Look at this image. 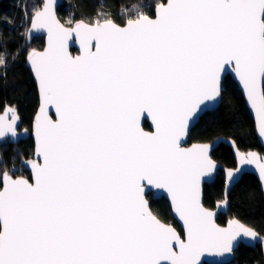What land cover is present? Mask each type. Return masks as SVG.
<instances>
[{
    "label": "snow or ice",
    "instance_id": "6c2138e0",
    "mask_svg": "<svg viewBox=\"0 0 264 264\" xmlns=\"http://www.w3.org/2000/svg\"><path fill=\"white\" fill-rule=\"evenodd\" d=\"M122 14L123 24L98 13L65 27L49 0L32 17L49 44L28 59L57 119L35 118L31 182L0 157V264H199L206 251L231 252L241 232L259 238L216 226L200 202L201 177L216 167L210 145L184 149L180 139L200 106L222 95L226 66L264 135V0H165L155 18L136 4ZM144 113L154 131L141 126ZM17 119L14 109L0 115V137L16 135ZM149 186L170 194L184 236L151 211Z\"/></svg>",
    "mask_w": 264,
    "mask_h": 264
},
{
    "label": "trees",
    "instance_id": "16d2710c",
    "mask_svg": "<svg viewBox=\"0 0 264 264\" xmlns=\"http://www.w3.org/2000/svg\"><path fill=\"white\" fill-rule=\"evenodd\" d=\"M165 0H64L57 13L64 24L84 20L93 22L98 13H108L117 23L123 24L127 18L122 9L141 6L150 16L156 4ZM42 0H2L0 1V57L6 64L0 65V112L6 106H21L32 88V80L26 66V55L30 49H41L43 37H35L30 45L25 44L23 28L31 16L41 7ZM146 9V10H145ZM28 25V24H27ZM73 51H75L73 49ZM18 109V108H17ZM23 123V119H22ZM148 129V123L144 122ZM232 138L240 150H257L263 153L254 131L253 120L246 108L244 99L230 76L224 79L222 99L217 109L205 113L190 130L188 142L211 141L215 137ZM33 154L31 137L16 143H0V157L15 176L29 177V171L21 164ZM211 157L220 164L235 166L230 146L220 143ZM223 174L219 171L211 184L203 187V204L213 208L216 201L223 199ZM151 211L162 221L172 223L180 232L165 198L153 200L148 193ZM229 206L224 214H219L217 222L224 224L228 218L236 217L254 228L264 237V198L259 183L253 174H244L228 194ZM228 264H264L260 244L254 247L240 244L235 250L233 260Z\"/></svg>",
    "mask_w": 264,
    "mask_h": 264
},
{
    "label": "water",
    "instance_id": "95a60500",
    "mask_svg": "<svg viewBox=\"0 0 264 264\" xmlns=\"http://www.w3.org/2000/svg\"><path fill=\"white\" fill-rule=\"evenodd\" d=\"M0 1H2V0H0ZM63 2H64V0H51V3L53 4V11L55 13L56 19L60 22V24H62L65 27H68L69 25L64 24L63 21L59 18L58 13H57L58 7L60 5H62ZM47 3H49V0H42L41 7L38 10L42 11L43 5H45ZM33 16H34V14L31 16L29 24H28L27 29H26V33H25L26 42L29 44V43H31V41L35 37H43L42 48L41 49H31L27 53L26 58H25L26 66L28 67V69L30 71L31 78L34 82V85H35V88L37 91V95H38V105H37V108L35 111L34 120L32 122L31 127L27 128L25 126H22V118H21V116L18 112V109L16 107L6 106L0 112V115H3L5 113L6 109H14L15 114L18 117L17 122H16V135L12 136L11 134H6L4 137H0V143L5 142L6 140L11 142V143H16L19 140H25L29 137H31L33 140L32 157L28 160H22V161H24V163H22V161H21V164L23 165V167H25L29 171V174H30V178H27L25 176H23V177L29 179L30 182H31V177H32V169H31V166L26 163V161L39 160L40 159L36 155L37 140H36L35 128H34L35 118L38 115L42 117L44 114H47L53 120L57 119V115H56L54 106L47 105L43 101L42 94L39 90L38 81L34 75V70L32 69L31 63L28 59L29 55L33 52V50H35L36 52H44L47 49L48 44H49L48 30L46 28H33L32 27V17ZM152 18H155V8H154V14H153ZM78 21H83L85 23H88L84 20H77L75 22H78ZM73 49L75 51H73ZM69 51L74 56L80 54L79 42L77 40L73 39L72 41H69ZM227 76H230L232 81L236 84L238 90L240 91V93L244 99L246 108H247V110H248V112H249V114L253 120V123H254L255 135L258 139L259 144L263 148V153H260L257 150H248V151L240 150L232 138H224V137H220V136L215 137L211 141L191 142V143L188 142V135H189L190 130L199 122L200 118L205 113L211 112V111L217 109V107L220 105L222 95L220 97H218L215 101L206 102L204 105H201L200 108L189 118V120L187 122V128L185 129V131L182 134L181 139H180V146H181V148H184V149H192L194 146H200V145H205V144L210 145L209 156L213 160V162L215 163L216 167H215V169H213V171L211 173L201 177V180H200V202L206 209H208L209 211H211L213 213L212 219H213V222L216 224V226L221 228V229L231 228L233 230H236L239 225H243L245 228H251V229L255 230L254 228L246 225L245 223H243L242 221H240L236 217L228 218L224 224H219L216 220L219 214H224L227 212L228 206H229L228 194H229L230 190L232 189V187H234V185L239 182V180L242 178V176L244 174H253L256 177V179L259 183V187L262 191L263 198H264V178H262L260 176V168L258 166L260 164H264V135H262L260 132V121H259V118L256 114L255 109H253L251 107V102L247 99L246 90L244 89L243 84L239 80L238 76H236L235 70H234V68H232V66H226L225 70L221 72L222 87H223L224 79ZM42 108L44 109L43 113L40 111ZM12 115H13V113L10 111L8 114L9 121L11 120ZM145 121L148 123V126H149L148 129L144 128V126H143ZM141 126L144 128L145 131H148V132L154 131V124L152 123L151 117H149L147 115V113H144L143 116L141 117ZM220 143H225L228 146H230L232 153H233V156H234V159H235V166H230V167L224 166V165L220 164L219 162L215 161L211 157L212 151L215 148H217ZM251 153L256 154L257 160L251 164H249V163H243L242 164L240 162L241 157H244L245 159H250ZM219 171H221L223 174V181H224V183H223V199L216 201L213 208H208L203 204V195H204L203 194V187L205 184H211L215 180L216 175ZM229 171L233 172V179L231 181L229 180V178L227 176V173ZM148 193L151 194V198L153 200H157L160 198L166 199V201L168 202V205L170 207L172 216H173L174 220L176 221V223L179 225L181 232L172 223H167V222L162 221L160 218L159 219L162 222L171 225L178 233H180L182 236H184L185 235L184 223L180 219L179 214L175 211V206H174L172 199H171V196L167 192V190L155 189L154 187L149 186V188L146 190V195ZM146 199L149 201L147 196H146ZM149 206H150V201H149ZM258 237L259 238H256V239L251 238V237H246L241 232L232 241L233 248H232L231 252L224 253V254H217V253L212 252V251H206L201 255L199 264H228L233 260L235 250L238 248V246L240 244L246 245V246H251V247H254L256 244H260L261 250H262V255L264 257V243H261V239H260V238H264V237L260 236L259 233H258Z\"/></svg>",
    "mask_w": 264,
    "mask_h": 264
},
{
    "label": "rangeland",
    "instance_id": "374dc122",
    "mask_svg": "<svg viewBox=\"0 0 264 264\" xmlns=\"http://www.w3.org/2000/svg\"><path fill=\"white\" fill-rule=\"evenodd\" d=\"M27 24H29V23H27ZM27 24L23 28V32L24 33H26V29H27V26H28ZM24 40H25V44L26 45H30V43L28 44L26 42V37H24ZM31 80H32V78H31ZM37 105H38V95H37V91H36L34 82L32 80V88L28 92V94L26 95L24 103L21 106L16 107V108H18V112H19L21 118L23 119L22 126H25L27 128L31 127L32 122L34 120V115H35V111H36ZM6 142H8V141L6 140ZM13 169H16V166H13L10 170H13Z\"/></svg>",
    "mask_w": 264,
    "mask_h": 264
},
{
    "label": "flooded vegetation",
    "instance_id": "af4514ba",
    "mask_svg": "<svg viewBox=\"0 0 264 264\" xmlns=\"http://www.w3.org/2000/svg\"><path fill=\"white\" fill-rule=\"evenodd\" d=\"M145 122H146V121H145ZM30 158H31V157H30ZM30 158H29V159H30ZM27 178H30V176H29V177H27Z\"/></svg>",
    "mask_w": 264,
    "mask_h": 264
}]
</instances>
